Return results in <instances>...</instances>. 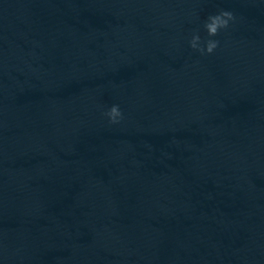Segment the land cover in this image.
Instances as JSON below:
<instances>
[{"label":"clouds","instance_id":"9594fccd","mask_svg":"<svg viewBox=\"0 0 264 264\" xmlns=\"http://www.w3.org/2000/svg\"><path fill=\"white\" fill-rule=\"evenodd\" d=\"M233 13L230 11H221L219 14L210 15L207 18V21L204 24V27L207 31L209 37L216 36L221 29H225L229 26V21L233 20ZM200 41L199 35H194L190 41V46L193 49L199 50L201 53L207 52L211 54L218 46V41L208 40L206 42V48H198V42ZM110 121L115 123L117 118L121 116V113L118 109V106H112L109 112L107 113Z\"/></svg>","mask_w":264,"mask_h":264}]
</instances>
